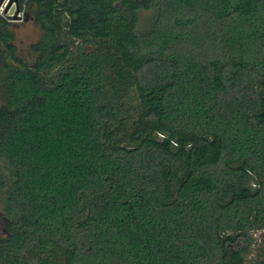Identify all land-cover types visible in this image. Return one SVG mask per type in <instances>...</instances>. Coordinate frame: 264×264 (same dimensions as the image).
Here are the masks:
<instances>
[{"label": "trees", "instance_id": "obj_1", "mask_svg": "<svg viewBox=\"0 0 264 264\" xmlns=\"http://www.w3.org/2000/svg\"><path fill=\"white\" fill-rule=\"evenodd\" d=\"M18 4L41 36L25 62L0 15V264H264V0Z\"/></svg>", "mask_w": 264, "mask_h": 264}, {"label": "rangeland", "instance_id": "obj_2", "mask_svg": "<svg viewBox=\"0 0 264 264\" xmlns=\"http://www.w3.org/2000/svg\"><path fill=\"white\" fill-rule=\"evenodd\" d=\"M9 2L10 0H0V15L4 16V18H6L7 20H10L9 14L13 15L15 10V4L13 3L12 6L6 11ZM17 14L18 17L15 19V21H11V28L15 34L14 43L17 50L16 53L25 62L32 63L34 61L35 54L31 49V45L39 40L41 36V30L37 21L34 18V14L32 11H29L26 8L20 9L19 6V11ZM152 20V11L141 12V29L146 30L151 27L150 25ZM1 104L2 100L0 98V105ZM5 171L6 170L4 169V163L0 160V180L3 179L6 183V186H8L11 183V180H9L8 177H5L7 175ZM1 190L3 191L4 189L2 188ZM0 210V225L1 230H3L4 227H7V220L3 219L2 215H4V213L2 212L4 210L2 209L1 204Z\"/></svg>", "mask_w": 264, "mask_h": 264}, {"label": "flooded vegetation", "instance_id": "obj_3", "mask_svg": "<svg viewBox=\"0 0 264 264\" xmlns=\"http://www.w3.org/2000/svg\"><path fill=\"white\" fill-rule=\"evenodd\" d=\"M13 3L15 4V2H13ZM13 3H12V4H13ZM0 6H1V5H0ZM11 6H12V5H10V7H11ZM10 7H9V8H10ZM15 13H16V5H15L14 14H13V15L9 14V19H10V20H8V22H9V30H10V31L12 32V34L14 35V38H15V34H14V31L12 30V28H11V25H12V24H11V23H12L11 21H15V19H16V18L14 17V16H15Z\"/></svg>", "mask_w": 264, "mask_h": 264}, {"label": "water", "instance_id": "obj_4", "mask_svg": "<svg viewBox=\"0 0 264 264\" xmlns=\"http://www.w3.org/2000/svg\"><path fill=\"white\" fill-rule=\"evenodd\" d=\"M13 2H15V5H16V13H15V18H17L18 17V11H19V4H18V0H10V2H9V4H8V6H7V8H6V11L8 10V8L10 7V5H12V3Z\"/></svg>", "mask_w": 264, "mask_h": 264}, {"label": "built area", "instance_id": "obj_5", "mask_svg": "<svg viewBox=\"0 0 264 264\" xmlns=\"http://www.w3.org/2000/svg\"><path fill=\"white\" fill-rule=\"evenodd\" d=\"M262 232H264V230H262Z\"/></svg>", "mask_w": 264, "mask_h": 264}]
</instances>
